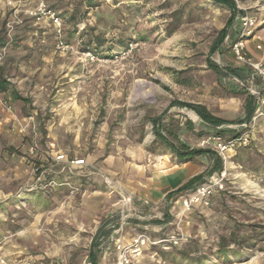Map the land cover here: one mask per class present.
Instances as JSON below:
<instances>
[{"label": "rangeland", "instance_id": "obj_1", "mask_svg": "<svg viewBox=\"0 0 264 264\" xmlns=\"http://www.w3.org/2000/svg\"><path fill=\"white\" fill-rule=\"evenodd\" d=\"M232 1L238 16L264 21V0ZM4 3L20 14L7 24L0 19V80L8 84L0 93V264H90L96 240L97 262L106 252L103 264H115L109 237L118 194L129 195L124 186L167 169L187 168L189 179L209 169L207 156L179 161L155 138L152 122L168 142L187 149L240 132V124L215 128L170 107L200 105L229 122L244 118L248 95L232 77L246 79L226 73L235 70L228 45L208 53L230 11L213 0H45L69 46L59 52L53 27H32L22 13L29 0ZM137 82L148 99L133 97ZM5 115L13 121L1 125ZM81 159L85 167L71 164ZM223 167L225 190L211 207L178 217L175 203L186 192L164 197L150 221L161 229L135 228L163 236L180 220L185 245L148 251L161 264H264V202L255 194L264 187V139L240 148Z\"/></svg>", "mask_w": 264, "mask_h": 264}, {"label": "built area", "instance_id": "obj_2", "mask_svg": "<svg viewBox=\"0 0 264 264\" xmlns=\"http://www.w3.org/2000/svg\"><path fill=\"white\" fill-rule=\"evenodd\" d=\"M31 5L22 10V13L35 22H40L47 19L55 30L57 37L55 49L59 52H65L69 46L61 40V19L58 15L48 9L45 0H30ZM10 6V3H7ZM264 21H259L252 15H243L239 18V27L236 32V37L233 41L229 36H226L224 43L228 44L230 54L236 64L248 70L246 80H241L237 77H232L235 85L246 92L253 100L254 111L248 123L237 126L240 132L237 136L222 140L219 137H206L200 140L199 147L201 149H210L225 164L228 156L237 147H245L250 142V136L255 128L256 122L260 118H264V63L253 59L247 52V45L250 41L256 39V34L259 28L262 27ZM254 49L264 56V42L255 44ZM87 57L93 59L90 53ZM255 81H258L259 86H255ZM63 157H57L61 160ZM72 165L78 168L85 167L84 160H74ZM107 186L110 185L108 178H104ZM227 181V172L223 167L222 170L214 173L204 180L203 183L197 185L193 190L179 196L176 204L180 205L178 217L190 212L194 208H209L212 205V199L216 194L222 193L225 182ZM114 193V190L111 191ZM255 194L264 202V187L255 192ZM143 205H148L146 200H143ZM118 219L112 226V234L115 235L114 253L115 264H136L145 250L157 248L161 252H169L173 249H178L188 242L189 235L183 231L180 220L175 224V230L163 236H152L145 231L135 232L128 243H122L120 238L124 234V230L129 218H133L136 212V201L131 195H119L118 201ZM264 217V208H263Z\"/></svg>", "mask_w": 264, "mask_h": 264}, {"label": "crops", "instance_id": "obj_3", "mask_svg": "<svg viewBox=\"0 0 264 264\" xmlns=\"http://www.w3.org/2000/svg\"><path fill=\"white\" fill-rule=\"evenodd\" d=\"M4 1H8V0H0V4L2 3L3 6H0V11L1 15H0V19H1V25L2 24H7L9 22V19H11V17H17L20 14V10L19 9H15V8H8L5 9V3ZM30 3V0H29ZM31 4V3H30ZM7 10V12H10L12 9V13L11 14H7V12L4 11ZM239 18L240 16L236 15L235 19H234V23L236 25H232L230 26L229 30H228V34L227 36L230 37V40L233 41L236 37V32L238 30L239 27ZM32 27H36L37 25L40 28H44L46 29L49 26H52L49 21L47 19L42 20L40 23H36L34 21H32ZM54 29V28H53ZM264 25L259 28V30L257 31L256 34V39L250 41L247 45V52L248 54L255 60L261 61L262 63H264V56L257 52L254 49L255 44L264 42ZM224 42V41H223ZM228 45V44H226ZM235 64V70L238 72V77L240 78H247V74H248V70L246 68H243L241 66H239L238 64ZM255 86H259L258 81H255ZM252 106L254 108V103L252 100ZM19 116V115H17ZM12 116L5 115L3 117V120H1V125H7V121H9L8 123H11ZM197 117V116H196ZM198 118V117H197ZM4 121V122H3ZM201 121V120H200ZM3 123V124H2ZM205 124V123H203ZM207 125V124H205ZM209 126V125H208ZM264 139V118H260L257 120L256 125L254 130L251 133L250 136V143L255 142V141H260ZM240 148L242 147H237L233 152H231L228 156V158L232 157ZM202 156L196 157L195 159H198ZM210 161V159H209ZM235 161V160H234ZM236 167L240 166L238 165L239 163L236 161L234 162ZM211 162L209 163V167H210ZM171 170H166L163 171L162 173L164 174H155L153 176H149L148 178H145L146 182H139L138 185H127L124 186V189L126 192H128L129 195H131L132 197H134V200L136 201V212L137 214L133 217V218H129L125 230H124V234L123 236L120 238V241L122 243H128L131 239V237L134 235V233L136 232V227H138L139 225L143 226L142 229H147V227H152L154 226V231H158L161 228H158L159 226L157 225H152L153 222H150L151 219H153L154 216H152V214L156 211V207L157 206V202L158 199H162L164 197H166V195L170 192H173L174 190H176L177 188H179L181 185H183L185 182L188 181L189 177H188V170L187 168H181L180 170H176V171H171ZM161 173V172H160ZM241 175H245V173L241 174ZM246 187L251 188L253 187L254 183L252 181H248L246 183ZM111 193V192H110ZM119 196V194H118ZM143 200H146L148 202V205H143L142 202ZM176 204V203H175ZM178 205V204H176ZM166 210V208H165ZM165 213V211H164ZM111 218V216H110ZM111 223V220H109ZM150 222V223H149ZM137 223V224H134ZM157 224H159V222H156ZM112 227V226H111ZM110 237H109V243L111 244V247L113 248V253H109L110 255L112 254V257L114 258L115 253H114V241H115V235L112 234V232L110 233ZM203 239V237H202ZM186 248L188 247L185 246ZM104 250H106V248H104ZM178 250V249H174L173 251ZM150 250H145L144 253L142 254V256L139 258V260L136 262V264H161V258L158 257L157 259H155L156 254L155 253H151L148 252ZM148 252V253H147ZM107 256V253L104 252L103 253V257L101 262H97L96 260V264H103V262L105 263V257ZM162 262V261H161Z\"/></svg>", "mask_w": 264, "mask_h": 264}, {"label": "trees", "instance_id": "obj_4", "mask_svg": "<svg viewBox=\"0 0 264 264\" xmlns=\"http://www.w3.org/2000/svg\"><path fill=\"white\" fill-rule=\"evenodd\" d=\"M213 2L217 5L223 6L227 8L230 11V15L223 26V28L219 31L217 38L213 42V44L209 48V55L214 54L219 49L220 45L223 43L225 37L228 34V30L230 26L232 25L237 13L240 14L241 12L236 10L235 4L232 0H213ZM208 67L213 70L214 72L218 71V68L216 65H214L210 60H207ZM226 73L229 75L238 76V72L236 70H228ZM8 84L5 80H0V93L5 92L7 89ZM15 99L20 100L21 98L15 97ZM179 106L182 108H186L190 111H192L199 120H201L203 123L218 128L223 125H232V124H244L248 123L253 115L254 108L252 106V99L247 96L244 102V118L242 120H239L237 122H229L220 118H217L210 114L205 107L200 105H191V104H182V103H175L172 102L170 104V107ZM156 127V128H155ZM152 128L155 138L160 141L165 147H167L169 150H171L173 153H175L177 159L179 161L188 162L192 160L193 158L199 157V156H207L210 159V167L208 170L195 175L191 177L187 182H185L183 185H181L179 188L174 190L173 192H170L166 195V202L170 201L171 199H174L179 194H182L184 192H188L193 190L197 185L203 183L204 177L207 175H211L212 173L218 172L223 168L222 160L217 156V154L210 150V149H187L182 144H179L178 147H175L172 143L168 142L161 134L159 133L158 124L152 122ZM155 128V129H154ZM239 132L235 133L234 137L237 136ZM169 214H168V207H166L165 213L163 215V220H168ZM101 235V234H100ZM99 240H96L94 244L91 246V250L89 251V262L90 264H96V253L95 248L97 247Z\"/></svg>", "mask_w": 264, "mask_h": 264}, {"label": "bare ground", "instance_id": "obj_5", "mask_svg": "<svg viewBox=\"0 0 264 264\" xmlns=\"http://www.w3.org/2000/svg\"><path fill=\"white\" fill-rule=\"evenodd\" d=\"M139 96L141 98L144 99H148L149 98V93L145 92V85L143 82H137V84L134 87V91H133V97Z\"/></svg>", "mask_w": 264, "mask_h": 264}]
</instances>
